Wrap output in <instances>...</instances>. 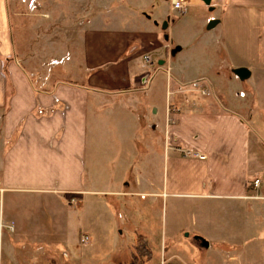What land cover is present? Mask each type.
I'll return each mask as SVG.
<instances>
[{"label":"crops","instance_id":"obj_1","mask_svg":"<svg viewBox=\"0 0 264 264\" xmlns=\"http://www.w3.org/2000/svg\"><path fill=\"white\" fill-rule=\"evenodd\" d=\"M212 1L210 8H221L218 18L207 20L206 30L218 21L212 46L194 40V49L182 55L189 38L171 56L178 47L174 20L165 40L156 24L162 14L141 13L153 9L152 0H91L79 50L38 83L13 60L11 8L0 0V220L14 226L3 232L0 264H36L33 257L18 258L30 249L60 264L47 251L57 243L73 246L72 233L90 229L75 209L87 194L95 204L101 197H149L168 200L178 212L185 206L188 230L202 231L209 244L202 248L193 237L194 254L212 247L220 264H257L264 257L253 215L254 204L264 201L256 198L264 196V184L249 188L264 173V0ZM146 55L156 64L144 66ZM212 58L219 66L213 75ZM238 68L250 77L240 81L233 74ZM185 151L203 158L184 157ZM125 177L132 187L116 188ZM84 183L91 188L83 190ZM61 199L67 209L59 208ZM235 203L245 204L244 212ZM174 243L162 239L156 262L149 252L148 260L130 253L124 264H189L180 253L167 255Z\"/></svg>","mask_w":264,"mask_h":264},{"label":"rangeland","instance_id":"obj_2","mask_svg":"<svg viewBox=\"0 0 264 264\" xmlns=\"http://www.w3.org/2000/svg\"><path fill=\"white\" fill-rule=\"evenodd\" d=\"M152 1L155 4L153 9L143 10L141 13L150 18L155 17L156 13L162 14L161 19L156 23L157 30L161 35L164 33L163 24H168L172 18L174 22L170 25L173 27L174 46L185 47L186 44H189V38H192V45L185 48L182 55H186L187 51L194 49V40H203V43L207 42L208 46H212L219 31L218 26L206 30L207 20L211 17L218 18L221 11L220 7L210 10V7L201 0H184L187 5L184 13L177 11L169 13V0ZM7 2L11 8L13 25V60L23 67L33 82L49 81L51 77L49 75L53 74L54 69L58 67L56 65H64V63L69 62L75 50H79L80 31L84 28V22L93 14L91 0H7ZM151 21L155 22L154 20ZM163 35H167L169 38L168 28ZM206 50L212 53L216 52L210 48ZM181 56L177 57L174 62H166L164 68L166 70L167 67L172 68L175 63H179ZM205 59L210 60L207 56ZM156 61L153 60L154 65ZM211 61L215 62V68L211 73L213 75L219 66L217 58H212ZM143 65L145 66L144 62ZM162 85L164 88L165 80H163ZM232 98H234L233 95ZM125 184L131 188L132 180L126 178V180L117 183L116 188L123 190ZM82 188L89 190L91 187L84 183ZM256 198L262 200L264 196L259 195ZM69 202L76 203L70 199ZM93 203L90 194H87L83 206L81 208L75 207L77 213L79 209H81L82 215L85 213L83 225L90 229L76 230L74 234L72 233L71 238L75 240L73 246L65 244L64 248L60 243H57L55 244L56 249L47 251L50 255L55 256L60 264H66L68 261L72 263L75 261V264H124L130 253L135 254L138 258L148 260L147 252L151 254L152 262H156L157 257L161 256L162 239L164 238L167 241H175L170 249L166 250L167 255L180 253L187 258L189 264H220L217 262L218 254L212 247L206 252L194 254L191 246L193 237L198 236L205 241L207 239L202 231L197 235L190 233L192 229H188L191 228V221L186 215L185 206L178 212V210L170 208L168 200L165 202L163 199L153 200L149 197L142 199L140 197H118L114 199L101 197L96 204ZM235 204L237 208L234 209L236 211L239 209L238 212H244L243 210L246 209L245 204L241 206L238 205L239 203ZM254 205L256 213L253 215L257 214L259 217L256 224L264 235V219L260 217L264 214V201H258ZM67 207L68 202L61 199L59 208L67 209ZM213 220L222 223L219 218ZM239 220L241 226H244L247 221L243 216ZM214 221L212 227H214L213 224L218 225ZM226 221L232 227L236 224L231 218L226 219ZM253 223L254 221H251L250 224ZM72 229L75 228L72 227ZM83 232L87 233V237L90 238L87 244H83L81 241ZM2 237L3 235L0 238V243ZM55 238L62 239L63 237ZM203 253H205L204 256H201ZM1 254L3 260L6 257L9 258V254H6L5 250ZM24 255H27V261L33 257L36 264H49L43 260L41 252L35 253L31 249L18 252L19 259ZM247 264L256 263L249 261ZM257 264H264V257L260 256Z\"/></svg>","mask_w":264,"mask_h":264},{"label":"built area","instance_id":"obj_3","mask_svg":"<svg viewBox=\"0 0 264 264\" xmlns=\"http://www.w3.org/2000/svg\"><path fill=\"white\" fill-rule=\"evenodd\" d=\"M171 1V4H172V9L174 11H177V12H180V13H184L185 12V5L183 3L182 0H170ZM143 62L145 64V66H149V67H152L153 66V59H152V56L150 55H146L143 59ZM203 95L206 94V92H202ZM183 156L184 157H196L198 159H202L203 156L201 155H198V154H193L192 152L190 151H185L183 152ZM264 181V174L253 179L250 184H249V188L251 190H257L261 187L262 183ZM7 230L8 232L12 233L14 231V227H13V224H9V225H5L3 224L2 222H0V238L1 236L3 235V232ZM87 239L85 238L83 241H86ZM161 264H166V263H161Z\"/></svg>","mask_w":264,"mask_h":264},{"label":"water","instance_id":"obj_4","mask_svg":"<svg viewBox=\"0 0 264 264\" xmlns=\"http://www.w3.org/2000/svg\"><path fill=\"white\" fill-rule=\"evenodd\" d=\"M206 6H209L210 7V3L212 0H201ZM210 10H212V8H210ZM218 21L217 20H211L207 26V29L208 30H211L213 29L216 25H217ZM167 28V23H164L163 26H162V29L163 30H166ZM164 39L167 40L168 39V36L165 35L164 36ZM179 47H175L172 51H171V56H175V54L179 51ZM160 65L162 64L161 62L159 63ZM233 74L240 80V81H245L247 80L249 77H250V72L246 69V68H238V69H235L233 71ZM146 80V78H143L142 79V82H144ZM187 236V235H186ZM194 239L196 241H199L200 242V246L202 248H205L207 249L209 244L207 241H205L203 238L201 237H198V236H195Z\"/></svg>","mask_w":264,"mask_h":264}]
</instances>
